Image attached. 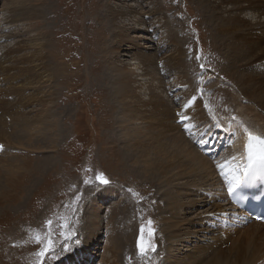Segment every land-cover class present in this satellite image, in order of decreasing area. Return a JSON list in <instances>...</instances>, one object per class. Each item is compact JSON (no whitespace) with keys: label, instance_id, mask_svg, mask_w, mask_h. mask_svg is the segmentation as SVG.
<instances>
[{"label":"rangeland","instance_id":"374dc122","mask_svg":"<svg viewBox=\"0 0 264 264\" xmlns=\"http://www.w3.org/2000/svg\"><path fill=\"white\" fill-rule=\"evenodd\" d=\"M121 1L0 0V63L10 59L9 63H4L3 69H0V107L5 109L11 106V113H16L13 108L14 98L8 97L11 90L14 91V95H17L18 90H20L16 87L19 82L16 79L19 78L24 81V97L28 96L31 91L25 88L31 86L30 82L28 83L30 77L26 73V69L19 72L16 67L25 68L27 60L32 58V55L40 56V58L44 57L51 64V68L49 65L47 70L50 73L49 78L54 83L49 84L46 82L43 86L40 84V88L37 85L34 90V93L37 94L34 95L45 100L48 96L47 92L53 90L54 95L51 99L53 103H56L55 112H53L55 116L51 117V113H44L45 110H49L48 107L42 108L35 103L25 110L22 105V109L23 111H32L29 114L31 118L38 119L41 116L44 122L45 120H53L56 117L60 124L59 136H57V132L51 134V131L45 135H40L41 132L38 131L40 125H35L37 128L35 126L31 128L30 133L27 135L17 133L11 138L14 147L8 146L7 143L4 145L6 155L12 164L5 172L0 166L1 182L2 177L9 179V184L7 183L9 188L0 198V264H61L62 261L68 259L72 252L81 249L82 244H85L89 238L90 241L87 242L88 245L86 244L87 250L85 249L83 259L78 263L88 264L89 259L87 257L92 256L93 263L91 264H193L191 261L194 260V257L196 258L203 253L202 248L195 249L194 243H180L170 248L168 242L165 241L166 238L161 230L166 227V221L163 224L159 217L160 209L166 203L165 199L167 200L165 194L178 193L177 191L180 189L182 194L186 190L188 193L186 192L185 196L182 194V202L186 205L189 200L199 201V197L195 192L199 188L198 195L202 194L201 199L203 198L210 203L212 199L208 195H214L215 199L219 192L224 191L228 183H225V177L218 176L216 173L215 180H211L209 176H206L207 179L203 177L202 180H207V183H204L201 179L199 183L198 181L195 182L196 184L201 183L200 186L194 187L195 189L192 187L187 189L183 187L182 189L183 180L175 181L169 187L160 185V189L157 188L156 183L154 185L145 182L137 171L136 175L130 171L132 169H129L126 156L123 153L122 135L129 133L127 127H140L142 121L136 118L137 120H131L126 125L123 123L119 127L118 122L126 121L127 117L129 119L130 113L122 110L120 105L113 99L114 97L112 98L113 95L110 90L112 86L110 87L108 82L103 81L101 74L105 69L104 65L108 62L114 64V61L117 60L122 64L130 65L131 63L134 68L135 61H132L130 54L125 51H121V55L116 60L108 56L106 42L112 28L106 24L107 19L101 23L100 18L96 20L95 17L97 15L95 13V3H100V9L104 11L105 3L115 7L121 5ZM130 1L124 0V4L134 5L137 2L135 4L138 10L145 8V11L147 10L146 14L149 15L148 22L137 25L135 28L143 29L151 24L156 26V34L152 37H149L151 34H145L143 35L144 38L137 41L141 47H145L142 52L153 53L155 49V52L159 54L158 56L164 58L172 55L175 51H179L185 60L193 62L191 70L185 69L190 73L189 76L192 79L196 78L197 73L200 72L199 69L204 65L207 75L205 84L206 82L211 84L217 80V82H220L219 85L223 84L221 85L223 89L228 90L235 97V101L230 105L227 104L226 107L229 121H235L238 117H241L237 114L244 113L247 107L252 108L256 116L264 121V114L262 115V112L255 107V102L247 100V97L245 98L242 94L235 95L236 81L233 71L235 68H232L233 70L230 68V66H234L231 63L232 61L228 60L227 62L229 56L228 54L226 56L227 42L230 44L231 42L227 38L228 41L222 37L216 38L218 25L214 19L209 17L201 0ZM261 1L264 2V0ZM241 4L245 3L242 2ZM234 5V3L226 5L221 8V11L227 10L229 12ZM33 9L40 11L39 16L25 15L26 13L30 14ZM15 10L18 13L15 14ZM27 10L28 12H26ZM219 11L217 10L216 13L218 14ZM253 12L248 10L241 15V18L244 22H247L250 28H264V14L256 15ZM135 16V19H141L138 13ZM164 16L170 20L171 29L177 37L173 46L164 44L162 45L163 51L160 52L156 49V45L158 47L166 35L164 30L159 28L160 23L157 24V20L161 22L165 18ZM221 16L226 18L227 15ZM129 22L127 17H123L121 20H117V25L122 26L125 24L127 26ZM256 23H260V25L255 26ZM94 24H100L103 27L101 30L98 29L94 32ZM129 36L135 40L134 37H138L139 32L132 31ZM252 36L260 40L262 44L260 48L253 49L250 57L248 53L245 55H248L246 58L244 57L247 59L244 60L245 63L259 53L261 49H264V34L256 35L252 33ZM102 37L104 39L100 42L96 41V39L99 40ZM252 42L248 40L249 44ZM18 43H21L24 47L27 46L26 49L24 48L23 51L19 52L21 55H26L23 64L15 62V58L19 53L12 52V49H17L16 45ZM89 46L99 49L100 59L98 63L101 68L91 69L98 58L96 53H90ZM126 47V45L122 46V50L127 49ZM11 55H13V59H11ZM256 63H252L251 68L249 67L251 65H248L244 69L240 68V70L251 77H259L264 74V59ZM122 64L118 63V65ZM41 71L35 68L31 72L34 74V72ZM51 71L53 78L51 77ZM229 71L232 73L230 74ZM104 73L109 72L105 71ZM60 74L61 81L59 82ZM171 74L172 77L163 79L164 81L162 80L161 83L172 84L175 82L177 76L173 72ZM222 74L227 77L225 81L218 77ZM64 80L66 81L63 82ZM159 83L160 81L157 82V91L159 90ZM205 84L204 87H209L207 86L209 84L206 86ZM175 88L177 91L179 90L178 92L183 91L178 86ZM184 89L185 91L188 90L187 87H184ZM177 91H173V95H177ZM211 92L208 91L209 94ZM163 94L162 92L161 97L167 99ZM140 95L145 101L148 99L147 91L140 92ZM172 104L174 106L178 102ZM147 111L146 108L141 109V112L145 114ZM125 115H127L126 118L123 117ZM139 116L142 115L139 114ZM259 124H261V127H259L264 130V124L262 122H259ZM30 125H33L32 122H30ZM124 125L126 130H124ZM214 126L209 123L203 124L187 134L191 147L195 148L198 153H202L204 158L205 153L197 150V146L193 143L194 136L191 133L193 132L198 136L204 131V128L216 129V126ZM234 128L235 124L230 127V132L224 131L228 135V140L231 139L229 137ZM52 139L56 143L51 149L49 142ZM227 147L229 148L228 144ZM227 151L226 149L222 152V157L226 155ZM206 156L212 157L211 155ZM222 157L220 156L217 159H223L225 156ZM46 158H54L55 162L48 171L46 170L47 172H44L42 161ZM217 159L214 163L218 162ZM218 170L220 171L219 167ZM99 174H102L108 183H101L97 179ZM220 180L223 181L224 188ZM3 183H5V179H3ZM110 185H115V189L113 190L114 187ZM102 188H104L103 192L101 191ZM105 189L107 190L105 191ZM108 190H110V196L106 197L103 193H107ZM214 201L220 205L222 210L220 214L223 212L234 214L225 198L222 200L216 198ZM209 206H196L193 207L194 209L186 206L188 209L186 207L183 209L181 219L189 220L191 218L194 221L211 213L214 215L219 214L211 211L210 213H204L203 211L208 210ZM94 208L97 209L96 214H94ZM128 208H130L128 216L130 222H132L130 254H121L115 249V244L119 246V238L122 240L124 234H129V229H123L124 218H122V210ZM149 220L152 221L151 228L154 229L151 243L155 246V250H149L145 255H140L137 243L141 238V226H145L143 239L148 242L147 222ZM229 220L230 217L228 221L227 219L225 221L228 223ZM47 221L52 222L51 226L47 224ZM95 223L96 227L93 228ZM127 223L129 224V222ZM193 227L183 226V229H192L193 231ZM239 227L229 228L230 234H227V238L225 237L224 245L222 247L217 245L219 248L216 247L214 251L212 248H207L209 254L205 257L202 255L203 259L198 264H206L215 255L214 253H217L216 250L222 249V251L227 252L230 248L235 247L237 244L234 241L237 238L239 242H245L244 234H247L246 231L255 228L252 223ZM263 231L264 229L259 234ZM218 234L220 233L215 234V238ZM37 235L41 237L40 242L35 239ZM48 238L53 241V247L43 257H40L37 253L46 246ZM212 242L209 241L207 245ZM224 246L225 248H223ZM257 257L253 264H261V259H264L263 256L262 258L259 256L258 259ZM132 259L134 261H128Z\"/></svg>","mask_w":264,"mask_h":264},{"label":"bare ground","instance_id":"6f19581e","mask_svg":"<svg viewBox=\"0 0 264 264\" xmlns=\"http://www.w3.org/2000/svg\"><path fill=\"white\" fill-rule=\"evenodd\" d=\"M89 1H93V0H89ZM201 1L209 17L214 19V21L218 25L217 35H215L216 38H221V37L225 39L227 38L231 42V44L227 42L228 48L226 51V56L227 54L229 56L227 62L228 60L232 61L231 63L234 66V67L230 66V68L231 69L235 68L234 70L232 69L234 71L235 74L234 78L236 81L235 95L242 94L245 96V98L247 97V100H252L253 103L255 102L256 104L255 107L258 110H260V112H262L263 115L264 114V74H262L259 77H251L249 75L244 74L240 70V68L244 69L248 65H251L249 66L251 68L253 65L252 63H256L264 59V49H261L259 53L251 57V59H248V62L245 63L244 60H247L245 58L248 55L249 57L250 55H252L253 49L260 48L262 44L260 40H257L254 36H252V33H255L256 35H263L264 28H256V29L250 28L249 25H247V22H244L243 19L241 18V15L246 13L248 10L254 11L253 13L256 15L264 14V2L261 0H201ZM242 2H244L245 4H241ZM135 3L134 5L133 4L128 5V3L124 4V0H122L121 5H116L115 7H111L108 3H105L104 11H101L100 9L101 8L100 3H95V13H97V15L95 16L96 20L100 18L99 21H102L101 23H103V21L107 19L106 24H108V26L113 29V30L111 29V31L113 32L110 31V35L107 38L108 40L106 42L107 43L106 50L108 56H110L111 59L116 60L121 55L120 54L121 51H125L126 53L130 54V56L132 57L131 60L135 61L134 68L131 66L130 62H129L130 65L122 64V62L120 61L117 62V60L114 61L115 62L114 64L108 62L106 63V65L103 64L105 69L103 68L104 71L101 74L103 81L108 82L110 87L112 86L110 89L111 94L113 95L112 98L114 97L113 99H115V102H117L118 105H120L122 110H125L127 113H130L129 119L127 115H125L123 117L124 118L127 117V120L118 122L120 124L119 127L122 126L123 123H125V125L129 124L131 120L138 119L142 121L140 127H134V128L127 127V131L129 130V133L125 132L126 134L122 135L123 144H124V146L122 147L124 150L123 153L126 156L127 165L129 166V169L130 168L132 169L130 171L135 173V175L138 172L142 176L141 178H143L145 182H150L153 183L154 185L156 183L157 188H160V185L169 187L175 181L183 180L184 186L182 185V189L183 187L187 189L188 187L194 188L200 186L201 183L196 184L197 181L199 183L200 179L201 181H204V183H207L206 182L207 180L206 181L202 180V178L203 177L206 178V176H209V179L211 180L213 179L215 180L216 173L218 174V176H222V177H225V175L231 176L233 172H235L238 175L241 174L246 166L244 153L242 150L245 143V139L249 133L253 136H259L261 138H264V130L260 128L261 124H259V122H262L264 124V121L260 117L256 116V113L250 107L245 108L244 113L237 114L238 116L241 117H238V119H236L235 121H229L227 119L226 112L228 109L226 107L227 104L230 105L233 101H235V97L232 94H230L228 90L223 89L221 86L223 84L219 85L220 82H217V80L214 83L212 82L211 84H209L210 82L209 83L206 82L205 84V78L207 77V75L205 72L204 65L199 69L200 72L197 73L196 78L192 79L191 76H189L190 73L185 69L187 68V70H191L193 62L192 61L189 62L185 60L184 56L180 55L179 51H175L172 55L165 56L164 58H162L161 56L160 58L158 56L159 54L155 52V49L153 53L142 52L143 48L145 47L144 46L141 47L137 41L144 38L143 35L145 34L148 35L151 34V36L149 37H152V35L156 34L157 31L155 29L156 26L152 24L143 29L135 28V26L137 25L139 26L140 24H145L146 22L149 21V15L146 14L147 10L145 11V8H143V10L141 9L138 10L137 5ZM231 3H234L235 5L230 9L229 12H227V10L221 11L222 7L229 5ZM258 6L260 7L258 8ZM217 10H220L218 14L216 13ZM258 10H260V12H258ZM26 12H28V10ZM16 13H18V11L15 10V14ZM39 13H40L39 10L33 9L30 12V14L26 13L25 15L35 17ZM136 13H138L141 16V19L140 18L135 19ZM225 14L227 15L226 18L221 16ZM123 17L128 18V20L130 21L129 24L127 26L125 24L122 26L117 25V20H121ZM164 17L165 18L161 22L157 20V24L160 23L159 28L164 30V33L166 35L162 39L158 47L156 45V49H158V51L160 52L163 51L162 45L164 44H169V46H173V44L176 43V37H177L176 34L171 29L170 20L167 19L166 16ZM257 25H260V23L255 24V26ZM102 27L100 24H96V25L94 24L93 31L96 32L98 29L101 30ZM132 31L139 32V36L134 37L135 40L133 39V37L129 36L130 32ZM102 39H104V37H102L99 40L96 39V41L100 42ZM248 40L253 42L249 44ZM84 41H85V37H84ZM124 45L127 46L126 47L127 49L122 50V46ZM16 46L17 49L16 50L12 49V52L19 53L20 51H23L24 48L26 49L27 47V46L25 47L22 46L21 43L20 44L18 43V45ZM89 49H90L89 50L90 53H96L98 58L97 62L94 64V66L91 67V69L96 70L97 68H101L98 63L100 59L99 49L97 47H91V46H89ZM247 53L248 55L245 56ZM10 57L11 59L14 58L13 55H11ZM31 57L32 58L27 60L25 68L16 67V69L19 72L26 69V73L30 77L28 83L30 82L31 86H26L25 88H27L28 90L30 89L31 91H33V93H31L30 91V94L24 97L25 96L23 95L25 94L24 81L17 78L16 80L19 82L17 85L16 84L15 85L17 89H20L18 90V94L14 95L13 90H11L8 94L9 98L10 97L14 98L13 108L16 110V113L15 112L11 113V109H12L11 106L6 107L5 109H2L0 107V166L4 170V172L7 171L8 167L12 164L10 163L9 158L6 155V150L4 149L5 147L4 145L5 143H7L8 146L14 147L12 146L13 142L11 141V138L15 136L17 133L27 135L28 133H30L31 128H34L35 125H40L38 126V131L41 132L40 135H45L47 132L51 131V134L53 133L56 134L55 132H57V136H59L58 133L60 132L59 130L60 124L56 117L53 120H47V121L45 120L43 122L41 116H39L38 119L31 118L29 117V114L32 111H23L22 109V105L25 107L24 108L25 110L35 103L41 106L42 108L48 107L47 109L49 110H45L44 113H51V117L55 116L53 112H55L54 108L56 103H53L51 99L52 96L54 95V91L52 90L47 92L48 96L47 99L45 100H43L42 98H38L37 95L36 96L34 95L37 94L34 93L35 88L37 87L40 88L41 87L40 84H42L43 86V84L46 82H48L49 84L54 83V81L51 78H49L50 73L47 70L49 68V65L51 68V64L44 57L40 58V56H35V55H32ZM25 58H26L25 54L21 55V53H19L18 56L15 58V62L17 64H23ZM9 61L10 59L7 60L6 62L5 61H3V63L1 62L0 69L2 70L3 64L9 63ZM118 63L122 65H118ZM35 68H38L42 71L34 72L35 74L34 75L32 74L31 71H33ZM105 71H108L109 73H104ZM172 72L174 73V75L177 76L175 82H173L172 84L170 83L165 84V82H163L162 84L161 81L163 79H169L170 77L173 76L171 74ZM231 73L232 72H230V74ZM51 77L53 78L52 71H51ZM218 77L223 79V81H225V79L227 78L224 77L223 74ZM58 81L59 82L61 81V74ZM65 81L66 80H64L63 82ZM158 81H160V83L158 87L159 90L157 91ZM204 84L205 86L209 84L207 85L209 87L207 88L204 87ZM176 86H178L180 89H183V91L178 92L179 90L178 91L176 90L175 88ZM184 87H187L188 90L185 91ZM144 91H147L148 93V99L146 101L143 98H141L140 95V92H144ZM173 91L174 92L177 91L178 94L173 95L174 93ZM208 91H212L211 94H209ZM162 92L165 94L167 99H163L161 97ZM75 101L77 102V100ZM175 102H178V104L173 106L172 103ZM170 103L172 104V106H170L171 105ZM8 108H10V110H8ZM142 108L148 109L146 113L147 116L144 112H141ZM139 114H141L142 116L140 117ZM30 122H32L33 124L32 126L30 125ZM207 123L215 125L216 130L223 129V131L226 132L227 131L230 132L229 131L230 127L234 126L235 124V128L231 134L232 138L229 140L227 139V143L229 145V148L227 149L228 151L226 152V155H224L225 157L223 156L224 157L223 158L221 155L223 159H219V160L217 159L218 162L216 163L213 162V159H211L210 156H205L204 158V155L202 153H198L195 150V148L193 149L187 137V134L190 131L195 130L201 125ZM125 125H124L125 128L123 127L124 130H126ZM35 128H37V126H35ZM206 137L207 135L203 136V138ZM54 143L56 142H53V139L49 142L51 149L53 148ZM54 162H55L54 158L53 159L46 158V160H43L42 161L43 171L47 172L53 166ZM218 167L220 168V171L219 170L217 171ZM3 179H5V183H3ZM8 181L9 179L7 177H2V182L0 180V198L2 197L1 195L5 194L7 189L9 188ZM225 181H226L225 183H228V185L224 189V191H221V193L219 192L220 195L218 193L219 197L215 196L217 199L220 200L224 198L226 199V195L229 190V180H225ZM103 189L104 188L101 189L102 192L104 191ZM114 189L115 187L113 188V190ZM198 189H196L195 192L196 195L199 197V201L189 200L186 205L184 204V202H182V197H183L182 194H184L185 196V193L187 192L186 190H184L185 193L182 194L180 193L181 189L177 191L178 193H173V192L172 194L164 193L165 196L167 197V200L165 199L166 203L164 204L163 207H161L160 215H159L160 221L163 224L166 221L165 223L166 227L161 231L163 233V236L166 238L165 241L168 242L170 248L173 245L176 246L177 244L180 243L181 244L194 243L196 246L195 247L196 250L199 247L203 249L202 250L203 253L201 255L199 254L200 256H197L196 258L194 257V260L191 261V263L193 264H198L200 260L203 259L202 258L203 256L205 257L206 255H208L209 248L210 249L212 248L214 251L217 245H219V247H222L224 245L223 243H225V237L227 238V234H230V232L228 231L229 227H227L226 225V221H225V225L217 224V222L219 221V219L217 218L218 217L220 218L219 214L222 212V210L220 209V205L214 201L216 199V198L214 199L213 197L214 195L213 196L211 194L208 195L209 198L212 199V201L208 203L209 201L207 202L203 198L201 199L202 194L198 195L197 193ZM106 190L107 189H105V191ZM109 191L110 190H108L107 193H103V195L106 197L110 196ZM99 195L101 197V193ZM103 195L102 198L104 197ZM202 205L204 206L210 205L209 206L210 208L208 210L205 209L203 211L204 213L207 212L210 213L211 211L216 213L218 212L219 214L214 215L213 213H211L209 215L204 216L203 218L198 217L199 219L197 220L195 219L194 221L191 218L189 220L181 219V215H182L181 212L186 206L190 208L192 207V209H194L193 207L202 206ZM129 209L130 208L122 210L123 213L122 218H124L123 229L124 230L129 229V234H124V236H122V240L121 238H119L118 240L120 241L119 246L115 244V249L121 254H130L131 235H132L130 231H132V224H131L132 222H130V217L128 216ZM231 210L234 212L235 209H231ZM96 213H97V209L94 210V214ZM127 222H129V224ZM96 223L93 226V228L96 227ZM252 225L255 226V228L251 231L247 230L246 231L247 234H244L245 242L243 241L241 243L238 241L237 238L236 241H234V243L237 244L235 245V247L230 248L227 252L222 251V249H219L218 251L216 250L217 253H214L215 255L212 256L206 264H253L257 256L258 257L261 256V258L263 256L264 258V252H263L264 231L261 234H259L262 231V229H264V225L260 223H252ZM183 226H191V227L194 226L193 227L194 230L192 231V229L191 230L183 229ZM217 232L220 234H218L219 236L217 235L216 236L217 238H215V234ZM208 240L213 242L210 245H207L209 244ZM89 241L90 238L87 240V242L89 243ZM87 242L85 244H82L81 249L72 252L69 255L68 259L66 261L65 260L62 261L61 264H81L78 263V261L83 259ZM223 248H225V246ZM211 254L213 253L211 252ZM128 261H134V260L132 259ZM260 263L264 264V259H261Z\"/></svg>","mask_w":264,"mask_h":264},{"label":"snow or ice","instance_id":"6c2138e0","mask_svg":"<svg viewBox=\"0 0 264 264\" xmlns=\"http://www.w3.org/2000/svg\"><path fill=\"white\" fill-rule=\"evenodd\" d=\"M183 119V117H182ZM246 150V158H247V164L241 174H236L233 172L231 176L225 175V179L229 180V192H233L235 188H238L241 184H243L249 175L256 173L257 171L264 170V138L256 137L248 134V141L245 145ZM223 174V173H222ZM97 179L101 181V183H108V181L103 177L102 174H99L97 176ZM51 221H47V224L51 226ZM152 221L149 220L147 222L148 226V235L149 240L148 242H145L143 239V233L145 231V226H141V238L138 240L137 247L139 250L140 255H145L147 251H154L155 246L151 243V236L154 232V229L151 228ZM63 235V233H62ZM37 242L41 241V237L37 235L35 237ZM53 247V241L48 238L47 244L45 247L41 249L39 253H37L38 256L43 257L45 253L50 251Z\"/></svg>","mask_w":264,"mask_h":264}]
</instances>
